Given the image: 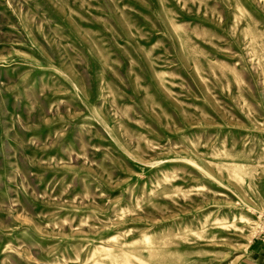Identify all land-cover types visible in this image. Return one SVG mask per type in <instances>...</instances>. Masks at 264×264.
Instances as JSON below:
<instances>
[{
    "label": "rangeland",
    "instance_id": "rangeland-1",
    "mask_svg": "<svg viewBox=\"0 0 264 264\" xmlns=\"http://www.w3.org/2000/svg\"><path fill=\"white\" fill-rule=\"evenodd\" d=\"M264 244V0H0V264H236Z\"/></svg>",
    "mask_w": 264,
    "mask_h": 264
},
{
    "label": "crops",
    "instance_id": "crops-1",
    "mask_svg": "<svg viewBox=\"0 0 264 264\" xmlns=\"http://www.w3.org/2000/svg\"><path fill=\"white\" fill-rule=\"evenodd\" d=\"M236 264H264V244L254 239Z\"/></svg>",
    "mask_w": 264,
    "mask_h": 264
}]
</instances>
